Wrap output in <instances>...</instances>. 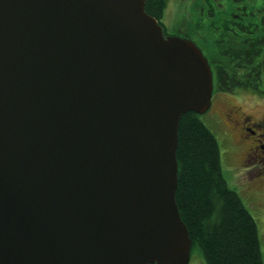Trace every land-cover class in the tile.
<instances>
[{
    "label": "water",
    "instance_id": "water-1",
    "mask_svg": "<svg viewBox=\"0 0 264 264\" xmlns=\"http://www.w3.org/2000/svg\"><path fill=\"white\" fill-rule=\"evenodd\" d=\"M144 0H0V264H186L180 112L211 72Z\"/></svg>",
    "mask_w": 264,
    "mask_h": 264
},
{
    "label": "trees",
    "instance_id": "trees-1",
    "mask_svg": "<svg viewBox=\"0 0 264 264\" xmlns=\"http://www.w3.org/2000/svg\"><path fill=\"white\" fill-rule=\"evenodd\" d=\"M252 1L247 0V10L240 14L242 29L232 20L216 42L219 51L212 53L207 39L204 51L213 57L215 82L223 73L228 84L264 91V6L256 15ZM163 5L164 0L143 1V8L155 16L161 15ZM174 155V201L189 248L196 246L205 264H263L254 218L225 181L215 137L193 109L178 115Z\"/></svg>",
    "mask_w": 264,
    "mask_h": 264
},
{
    "label": "rangeland",
    "instance_id": "rangeland-1",
    "mask_svg": "<svg viewBox=\"0 0 264 264\" xmlns=\"http://www.w3.org/2000/svg\"><path fill=\"white\" fill-rule=\"evenodd\" d=\"M209 1L211 2L203 3L200 7L198 0H164L163 19L175 24L186 23L197 28L206 39L213 40L214 49L218 52L216 42L233 23L232 20L237 21L235 24L237 29H242L241 16L239 19L231 16V12L235 9L233 0H229L224 9L226 19H223L221 14L222 5L219 0ZM238 7L241 9V5ZM246 10L247 6L241 10L240 14ZM207 11L210 12L207 13ZM220 76L222 79H217L211 89L208 106L197 115L215 137L218 160L225 181L237 191L241 201L254 218L261 259L264 264V179L259 183L264 177V160H258V153H256L255 158L244 161L245 150L252 147L251 142L248 141L250 136L238 134L235 126L223 114L226 110L225 100H230L234 106L231 113L235 117H238L241 112L248 114L251 119L264 117V91H254L242 85L228 84L223 79V73ZM186 264H205L194 245L189 248Z\"/></svg>",
    "mask_w": 264,
    "mask_h": 264
},
{
    "label": "flooded vegetation",
    "instance_id": "flooded-vegetation-1",
    "mask_svg": "<svg viewBox=\"0 0 264 264\" xmlns=\"http://www.w3.org/2000/svg\"><path fill=\"white\" fill-rule=\"evenodd\" d=\"M199 1V6L203 3L211 2L209 0H198ZM220 7L221 9V14H223V19H226V16L224 15V9L226 8L227 5V0H219ZM233 4L235 5L234 11L231 12L237 19L240 17L241 10H244L247 6V0H233ZM252 4L255 6V13L258 15V10L260 7L264 6V0H253ZM241 5V9H239L238 6ZM244 8V9H243ZM202 11V9H201ZM210 11H207V13ZM202 13V12H201ZM206 13V12H205ZM156 21L159 23L161 27V32L163 34H178L181 36L188 37L191 39L200 49L202 54L205 56L206 61L209 65L210 72H211V81L213 82V86L211 89L214 87V82L215 78L213 77V71H212V65H210V60L213 59V57H209L208 55L205 54L204 51V43L206 38L204 35H201L200 32L197 30V28L193 26L186 25L184 24H178V23H173L171 21H165L163 19V13L159 16H155ZM207 43L210 45V48L212 53H214V43L213 40L207 38ZM206 43V45H207ZM222 90V89H221ZM224 107H226V110L224 111V115L230 120V123L235 126V130L237 131L238 134L247 136L249 135L250 138H248V141L251 142V149L245 150L244 152V161H250L251 159L255 158V154L258 153V160L262 161L264 160V117H258L255 119H251L248 114H245L244 112H241L238 117H235L231 111H233L232 102L225 100ZM256 157V158H257ZM260 158V159H259ZM255 160V159H254ZM263 178L260 179L259 183Z\"/></svg>",
    "mask_w": 264,
    "mask_h": 264
}]
</instances>
